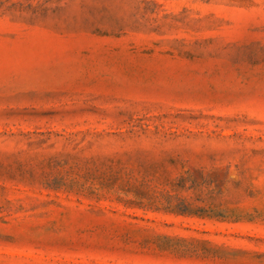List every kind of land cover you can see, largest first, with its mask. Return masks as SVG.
Masks as SVG:
<instances>
[{
    "label": "rangeland",
    "instance_id": "rangeland-1",
    "mask_svg": "<svg viewBox=\"0 0 264 264\" xmlns=\"http://www.w3.org/2000/svg\"><path fill=\"white\" fill-rule=\"evenodd\" d=\"M0 264H264V0H0Z\"/></svg>",
    "mask_w": 264,
    "mask_h": 264
}]
</instances>
